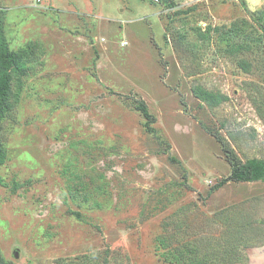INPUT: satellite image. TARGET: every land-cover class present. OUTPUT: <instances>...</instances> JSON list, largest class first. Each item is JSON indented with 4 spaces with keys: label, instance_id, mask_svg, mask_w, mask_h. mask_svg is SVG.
<instances>
[{
    "label": "rangeland",
    "instance_id": "374dc122",
    "mask_svg": "<svg viewBox=\"0 0 264 264\" xmlns=\"http://www.w3.org/2000/svg\"><path fill=\"white\" fill-rule=\"evenodd\" d=\"M263 23L264 0H0L29 66L0 124L6 263L264 264V182L210 193L219 139L264 160Z\"/></svg>",
    "mask_w": 264,
    "mask_h": 264
},
{
    "label": "trees",
    "instance_id": "16d2710c",
    "mask_svg": "<svg viewBox=\"0 0 264 264\" xmlns=\"http://www.w3.org/2000/svg\"><path fill=\"white\" fill-rule=\"evenodd\" d=\"M165 1L167 0H160V3L163 4ZM262 32L264 38V23L262 24ZM237 48L240 49V47ZM25 56V51L15 52L9 48L6 36L3 30L0 29V124L11 109L10 99L13 94V82L15 80L21 81V79L29 72V66L27 65ZM194 93L197 98L208 102L210 105H215L219 102L211 93L202 89L197 88L194 90ZM135 109L144 117L146 121L145 129L147 133L156 136L157 131L153 127V125L156 123V117L150 113L146 103L144 101H137ZM219 142L222 144L223 151L226 155L228 163L232 167V171L229 177L214 185L210 189V193L222 188L230 181L236 183L264 182L263 159H249L243 162L228 145L220 141V139ZM5 159L6 153L2 144L0 143V167L4 164ZM171 160L175 162L174 159ZM184 180L186 182V177ZM76 216L79 217L80 215L76 213ZM164 257L165 260L171 261L173 264H221L218 260L212 257V254H199L193 249H187L177 254L164 253ZM0 264H7L2 257L1 252Z\"/></svg>",
    "mask_w": 264,
    "mask_h": 264
},
{
    "label": "built area",
    "instance_id": "2783aa9c",
    "mask_svg": "<svg viewBox=\"0 0 264 264\" xmlns=\"http://www.w3.org/2000/svg\"><path fill=\"white\" fill-rule=\"evenodd\" d=\"M37 3H40V0H35ZM155 2L159 3L160 0H154ZM181 2H188V0H176Z\"/></svg>",
    "mask_w": 264,
    "mask_h": 264
},
{
    "label": "water",
    "instance_id": "95a60500",
    "mask_svg": "<svg viewBox=\"0 0 264 264\" xmlns=\"http://www.w3.org/2000/svg\"><path fill=\"white\" fill-rule=\"evenodd\" d=\"M15 257H16V258L18 257V253H15Z\"/></svg>",
    "mask_w": 264,
    "mask_h": 264
},
{
    "label": "bare ground",
    "instance_id": "6f19581e",
    "mask_svg": "<svg viewBox=\"0 0 264 264\" xmlns=\"http://www.w3.org/2000/svg\"><path fill=\"white\" fill-rule=\"evenodd\" d=\"M263 253H264V249L263 250H261ZM264 255V254H263ZM263 261V260H262ZM259 262V261H258ZM260 264V263H259Z\"/></svg>",
    "mask_w": 264,
    "mask_h": 264
}]
</instances>
